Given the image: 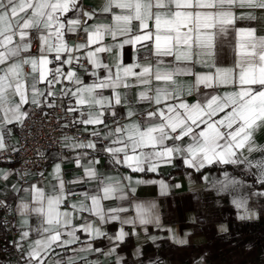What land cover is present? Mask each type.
<instances>
[{"label":"snow or ice","instance_id":"obj_1","mask_svg":"<svg viewBox=\"0 0 264 264\" xmlns=\"http://www.w3.org/2000/svg\"><path fill=\"white\" fill-rule=\"evenodd\" d=\"M262 16L264 0H103L96 9L81 0H0V151L34 108L47 115L57 99L71 115L61 127L87 135L62 140L76 153L81 175L65 180L61 157L46 185H12L21 225L13 247L21 264H101V256L121 264L117 249L130 235L125 225L131 235L137 226L164 229L157 204L134 199L137 188L158 185L161 195L170 188L131 174L158 173L176 160L196 172L239 169L240 175L225 168L222 178L202 179L218 195L232 196L238 219L256 215L248 201L264 198V190L242 193L254 187L242 177L264 189V144L256 138L264 129V34L238 22ZM229 34L233 58L221 66L219 46ZM100 153L131 174H101ZM9 175L0 172V179ZM85 184L80 192L68 187ZM0 207L8 206L0 200ZM113 224L119 227L110 234L105 226ZM166 230L173 243H188V234Z\"/></svg>","mask_w":264,"mask_h":264},{"label":"crops","instance_id":"obj_2","mask_svg":"<svg viewBox=\"0 0 264 264\" xmlns=\"http://www.w3.org/2000/svg\"><path fill=\"white\" fill-rule=\"evenodd\" d=\"M92 5V9L99 8L103 3V0H81ZM240 11L237 10V15ZM258 15H260L258 13ZM239 26H253L257 29L258 34H264V16L257 21H239ZM75 39L71 43H76ZM110 42V41H109ZM125 61L127 63L132 62V50L126 47ZM143 57L144 53L139 54ZM105 61L108 62L107 54H104ZM232 35L222 38V44L219 46L218 61L221 66H230L232 62ZM59 86H57L58 92ZM130 99L134 101L135 90L130 94ZM195 99V94L189 98ZM71 119V115L65 114L62 116V124ZM123 122V121H121ZM111 123V121H109ZM20 126L13 129L10 137L6 139L7 149L0 151V155L4 152L17 148L19 141ZM68 136H74L73 134H66ZM82 140H86L85 137H77ZM257 141L264 144V129L259 130L257 133ZM76 153L65 148L64 153L57 151L51 152V162L49 168L44 171V175L40 176L41 172H26L23 173L19 166L13 162L0 161V172L10 173L9 179L4 181L0 179V196L6 201L8 207L14 213V225L16 228V240L19 239L20 230V218L15 209L19 203L18 195L12 191V185L17 187H28L30 184L41 182V184H47L52 179L51 173L53 171V165L60 163L61 157H66L62 163V170L65 180H72L74 177L82 174V170L77 168L73 157ZM89 156L87 159H91ZM99 158L101 164L99 168L101 174L116 176V175H129V170L124 168L115 169L108 161V158L100 153ZM87 159L83 163H87ZM225 168L233 175H240L239 169H234L232 166H212L196 172L191 169H187L183 166L182 161H174V166L166 165L162 166L158 173L144 174H131L134 179L139 176L144 179L164 180L169 184L170 188L168 194L161 195L158 185H141L137 188L134 199L139 201H154L158 206V212L164 229H158L152 225L147 226V232L143 230V227L137 226V235H131L132 227L125 225V230L130 233L125 242L117 249V254L122 257L121 264H150L152 261H157L158 264H228L230 259H221L218 257L220 253V239L216 240L210 237L208 230L220 231V225L227 227V230L233 229L238 222H225V221H213L210 222L207 215L209 213H226L234 215L233 218L240 220L237 217V209L231 203L232 196L228 193L217 194L215 190L208 187L206 182L202 179V176L207 175L211 179L222 178L221 174ZM247 184L254 185L253 182L247 179ZM179 184L180 187L176 188L174 185ZM69 189L77 192L85 190L90 185H68ZM264 190L261 187L255 186L251 189H242V193H250L251 191ZM23 195V193H20ZM73 199L79 200V197ZM222 201V204L220 205ZM249 208L252 209L256 215L247 220H258L264 217V198L252 197L248 201ZM224 206V207H223ZM234 220V221H235ZM34 221V218H33ZM246 226L245 224H243ZM264 224L260 223L259 229H262ZM109 233H114L119 225H107L105 226ZM172 229L178 236L184 238L185 234L188 243L186 245H177L169 239V232L166 229ZM151 237H157L155 241ZM252 241V239H247ZM219 242V243H218ZM107 241L103 242V245H107ZM27 245H25L26 247ZM140 250L141 255L137 256L136 251ZM260 258L263 256L259 254ZM94 258V257H90ZM101 264H115V256L112 257H100ZM19 263V261H18ZM21 264V263H19Z\"/></svg>","mask_w":264,"mask_h":264},{"label":"built area","instance_id":"obj_3","mask_svg":"<svg viewBox=\"0 0 264 264\" xmlns=\"http://www.w3.org/2000/svg\"><path fill=\"white\" fill-rule=\"evenodd\" d=\"M85 8H91L92 5L82 1ZM77 41V38H74ZM59 95V93H58ZM61 101L57 99V107L53 109H44L47 115L39 110L33 109V115L20 126L18 151L9 150L0 155V161L16 163L23 173L26 172H44L51 162V152L57 151L64 153L62 146L63 137L66 134H73L77 137H85L86 134L78 132L76 128L69 126L62 128V116L65 114L63 108L59 107ZM66 104V101H65ZM69 121V120H68ZM67 121V122H68ZM66 122V123H67ZM43 153V156L40 154ZM0 200L5 201L1 196ZM6 203V201H5ZM7 205V203H6ZM8 206V205H7ZM2 219L6 224L8 238L13 247V241H16V228L14 225V213L9 207H0ZM14 252L19 263H21V254L14 247Z\"/></svg>","mask_w":264,"mask_h":264},{"label":"rangeland","instance_id":"obj_4","mask_svg":"<svg viewBox=\"0 0 264 264\" xmlns=\"http://www.w3.org/2000/svg\"><path fill=\"white\" fill-rule=\"evenodd\" d=\"M222 204V201L220 203ZM224 207V206H223ZM232 214H215L209 213L207 215L210 222L225 221L238 222L235 227L227 232L216 230H208L210 237L213 239L219 238L220 253L218 257L221 259H230L228 264H264V225L259 229V225L264 224V217L258 220H235ZM235 220V221H234ZM245 224L246 226H244ZM6 231V234H5ZM252 239V241L247 239ZM8 239V231L5 222L2 219L0 211V246L3 247ZM262 253L260 258L259 254ZM1 264H19L16 258L13 247L8 248L7 251L0 250Z\"/></svg>","mask_w":264,"mask_h":264},{"label":"trees","instance_id":"obj_5","mask_svg":"<svg viewBox=\"0 0 264 264\" xmlns=\"http://www.w3.org/2000/svg\"><path fill=\"white\" fill-rule=\"evenodd\" d=\"M245 177H246L247 179L251 180L255 186L261 187L260 185L255 184V179H254V177H249V176H245ZM5 234H6V231H5ZM6 236H7V234H6ZM11 247H12V244H11V241L9 240V238H8V239H7V242L5 243V245H4L3 247L0 246V250H2V251H7L8 248H11ZM0 264H1V263H0Z\"/></svg>","mask_w":264,"mask_h":264}]
</instances>
